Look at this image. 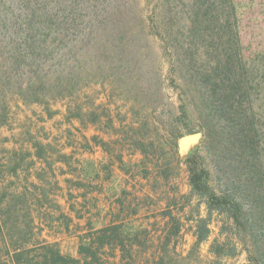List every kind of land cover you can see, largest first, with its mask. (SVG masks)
I'll use <instances>...</instances> for the list:
<instances>
[{"label":"trees","instance_id":"1","mask_svg":"<svg viewBox=\"0 0 264 264\" xmlns=\"http://www.w3.org/2000/svg\"><path fill=\"white\" fill-rule=\"evenodd\" d=\"M8 2L9 8L3 5L4 10H9L8 21L0 25V127L7 122V105L14 98L23 104L42 105L47 111L52 103L65 102V120H76L84 125L87 112L81 99L85 78L88 72L97 76L103 69L119 81L132 79L135 102L142 99L152 102L148 113L153 126L160 119L162 123L163 118L175 117L172 126L177 127L175 122L179 120L175 114H180L183 119L192 108L181 101L172 113L166 103H162L159 89L143 88L145 77L142 67L138 66V58L132 76L126 75L128 57L130 60L142 57L144 53L140 52H149L148 45L152 40L159 41L164 50L171 51L169 68L175 73L182 93L187 98L198 95L201 100V107L196 109L203 124L208 126L205 127L206 139H219L220 135L229 133L222 140H237L235 136L240 137L247 125V114L250 113L252 118L257 115L249 94L243 91L244 78L240 71L246 64L240 48L241 3L237 0ZM161 45L160 52L163 53ZM201 58L205 60L202 62ZM155 76L157 78V74ZM245 82L248 81L245 79ZM89 115L91 123L100 122L99 114L93 112ZM109 123L114 126L111 119ZM217 125L221 132L217 131ZM181 136L178 129L160 135L151 145L154 150L151 158L146 160L149 159L158 175L167 176V153L177 155ZM123 137L126 142L128 138ZM243 138L242 135L240 140ZM135 147L143 156H148L141 141H135ZM250 149L247 145L240 154L245 169L240 178L229 179V184L220 189L213 187L210 171L202 163L187 160L188 196L199 200L195 209L198 217L192 232L193 247L208 240L209 223L216 214L226 218L224 224L234 239L227 236L220 244L215 241L214 253L233 256L237 242L244 244L242 236H248L250 253L255 254L253 261L264 264V171L260 172L261 179L258 177L255 181L259 170L254 162L251 163ZM27 194L14 192L13 196L21 201ZM19 200L10 198L5 204L0 230L10 228L17 231L21 220L28 224L29 238L37 236L31 227L33 221L27 200ZM201 204L206 217L199 215ZM176 206L177 200L169 199L164 211V216L175 224V236L180 231L181 222L170 209ZM7 223L11 224L8 226ZM169 240V236L155 240L145 229L129 230L122 222L111 220L98 229L90 227L78 235L77 257L64 255L56 244L40 239L28 243L30 245L7 249L0 264H165ZM156 245L160 247L157 253ZM226 247L228 251H225Z\"/></svg>","mask_w":264,"mask_h":264},{"label":"rangeland","instance_id":"2","mask_svg":"<svg viewBox=\"0 0 264 264\" xmlns=\"http://www.w3.org/2000/svg\"><path fill=\"white\" fill-rule=\"evenodd\" d=\"M237 1L241 3L240 48L246 64L240 71L244 78L243 91L249 94L252 109L258 115L252 118L247 114V125L240 137L235 136L237 140H222L229 133L220 135L219 139H206L205 127L208 126L197 113L201 100L198 95L187 98L182 93L175 73L169 68L171 51L164 50L157 40L149 43L150 53L140 52L144 53L142 57L133 60L128 57L126 75L132 76L138 58L145 77L143 88L159 89L162 103H166L172 113L181 101L192 108L184 120L180 114H175L179 120L175 122L177 127L172 126L175 117L163 118L162 123L160 119L153 126L148 113L152 102L146 99L135 102L132 79L119 81L106 69L97 76L88 72L85 78L81 99L87 112L84 125L76 120H65V102L52 103L47 111L42 105L23 104L17 98L9 101L7 122L0 127V222L4 220L7 201L19 200L13 193L28 192L21 201L27 200L33 221L30 225L37 236L29 238L28 224L21 220L17 231L0 230V259L5 258L2 254L7 249L30 245L40 239L56 244L64 255L77 257L78 235L114 220L122 222L129 230L145 229L155 240L169 236L165 264H256L248 236H242L246 244L237 242L233 256L214 253L215 241L220 244L227 236L233 238L224 224L226 218L216 214L209 223L208 240L194 248L192 232L199 200L188 196L187 160L202 163L210 171L211 183L217 189L224 188L233 177L240 178L245 171L240 154L247 145L251 147V163L259 170L255 181L264 171V0ZM3 5L9 8L8 0H0V25L8 21L9 10H4ZM204 60L201 58L202 62ZM93 112L99 114L97 124L90 122L89 113ZM107 119H111L114 126L111 127ZM219 125L216 129L221 132ZM178 129L181 137L196 133L199 138L182 153L178 145L177 155L167 153L169 166L167 176L163 177L146 158H151L154 150L151 145L160 135ZM242 135L244 138L240 140ZM123 136L128 138L126 142ZM135 141L145 145L148 156L136 150ZM172 198L177 200V206L170 210L181 222L177 236L173 230L175 224L164 216L167 201ZM199 215L206 217L202 204ZM14 240L17 242L13 243ZM159 248L155 249L156 253Z\"/></svg>","mask_w":264,"mask_h":264},{"label":"water","instance_id":"3","mask_svg":"<svg viewBox=\"0 0 264 264\" xmlns=\"http://www.w3.org/2000/svg\"><path fill=\"white\" fill-rule=\"evenodd\" d=\"M199 138V135L196 133L185 135L180 138L178 142V149L182 153L184 150H186L191 144H194L197 142Z\"/></svg>","mask_w":264,"mask_h":264}]
</instances>
